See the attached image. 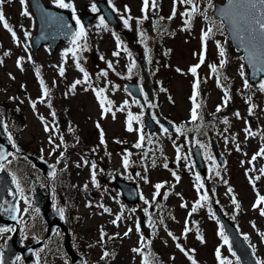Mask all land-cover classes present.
<instances>
[{"label":"rangeland","instance_id":"1","mask_svg":"<svg viewBox=\"0 0 264 264\" xmlns=\"http://www.w3.org/2000/svg\"><path fill=\"white\" fill-rule=\"evenodd\" d=\"M42 1L70 10L80 25L54 51L42 45L34 52L36 22L27 0L23 5L0 0V12L15 33L0 21V119L6 123L9 108L19 128L10 135L16 149L57 164L50 176L52 202L63 209L84 264H240L220 232L215 206L264 264V201L257 203L264 197V77L248 81L241 52L213 16L214 3L224 0H150L146 10L144 0H106L120 23L117 30L94 0H65L67 8ZM86 12L94 15L87 23ZM81 27L84 34L78 36ZM195 65L193 74L189 69ZM126 80L140 82L142 100L126 90ZM197 80L200 108L194 120L190 96ZM145 113L155 121L161 115L171 128L158 124L148 130ZM129 114L135 117L131 131ZM193 144L200 145L205 178L193 163ZM4 166L17 182L21 235L40 238L45 223L31 204L26 174L40 185L45 178L16 154ZM115 178L135 184V202L124 200ZM12 229H0V251ZM62 242L57 229L35 252L37 264H69ZM14 264L23 263L19 258Z\"/></svg>","mask_w":264,"mask_h":264},{"label":"water","instance_id":"2","mask_svg":"<svg viewBox=\"0 0 264 264\" xmlns=\"http://www.w3.org/2000/svg\"><path fill=\"white\" fill-rule=\"evenodd\" d=\"M32 13L37 22V29L32 36V46L36 50L40 44L48 43L50 49L54 50L59 41L68 42L74 34V23L70 12L61 10L54 6L46 5L42 0H28ZM100 13L115 27H118L116 18L105 0H96ZM234 11V0H225L223 3H215L214 15L223 19L224 27L227 30L229 39L232 45L242 51V59L244 60L247 68L249 69L248 78L255 82L260 77L264 76V63L257 57L258 49H254L249 43L248 34L241 32L238 29L234 30L230 23V16ZM93 15L87 13L83 16L85 21L91 20ZM243 37V42L241 41ZM128 89L139 96V88L135 83L126 82ZM148 116V115H146ZM166 127L170 128L171 124L161 117L158 118ZM64 120H61V127L63 128ZM146 125L149 129H154L156 124L152 122L149 117H145ZM214 151L217 147L212 141ZM13 149V144L9 137L2 131L0 127V164L7 157L9 150ZM264 150V147H263ZM264 153V151H263ZM24 154V153H22ZM26 158L32 162L34 167L39 168L42 173L48 178L50 173L54 170L55 165H48L44 160L30 155L24 154ZM193 158L196 166L202 175L206 174V168L202 160L200 149L197 145L193 146ZM220 159V158H218ZM31 179L34 183L35 189L32 194V204L37 207L41 217L45 220V235L40 240L26 239L21 240L18 230V194L14 184V179L10 174H7L4 169L0 171V227L4 228L7 225H15L12 234L5 241L4 249L1 252L0 264H13L19 253L23 264H36L33 250L43 245L44 239L51 235L57 226H59L64 233V248L70 256V264H83L82 258L74 251L70 244V236L68 229L64 223L63 217L60 215L57 208L52 207L50 198V187L47 183L44 188L38 187L33 177ZM116 184L123 191L124 196L133 201L137 197L135 186L123 181L122 179H115ZM44 189L46 191H44ZM8 190V194H7ZM218 214L222 220L223 226L229 235L231 244L241 259L243 264H257L254 259V254L251 248L246 244L244 239L239 236L236 228L225 218L217 209Z\"/></svg>","mask_w":264,"mask_h":264},{"label":"snow or ice","instance_id":"3","mask_svg":"<svg viewBox=\"0 0 264 264\" xmlns=\"http://www.w3.org/2000/svg\"><path fill=\"white\" fill-rule=\"evenodd\" d=\"M21 4L23 5L25 0H20ZM55 2L62 8L71 7L70 4L65 3V0H55ZM181 2H188V0H181ZM150 0H144V9L146 10L149 6ZM230 3H233V0H230ZM153 8H155V3L152 2L151 5ZM93 10L95 11V7H93ZM23 15H27L28 13L25 11L22 13ZM173 15H175V8L173 9ZM171 18V17H170ZM230 23L232 24L234 30L238 29L241 32H246L248 34L249 43L254 49H258L257 57L261 59V62L264 63V0H234V11L233 14L230 16ZM0 21L3 22V26L8 29V31L12 32V29L9 27L7 21L5 20V17L2 12H0ZM77 25H80V21H76ZM101 24H103V18H101ZM125 25H127V20H125ZM210 31V30H209ZM84 34L83 28L81 27L80 32L77 34L78 36H82ZM13 37H15V33L12 32ZM208 33H205L204 36L206 37ZM204 37H202L203 39ZM241 41L243 42V37H241ZM75 43V41H73ZM68 51L73 52V55H75V52L73 49H69ZM7 55V53H5ZM113 55H118V53H113ZM220 55L224 56V50L223 48L220 49ZM201 63L204 62V56L201 54L200 57ZM19 63V62H18ZM221 66H223L224 61L221 60ZM111 67V65H109ZM199 67V65H195L192 68L189 69L193 74L196 73V69ZM210 68L215 70L214 65H210ZM64 69L61 68L60 72L63 74ZM83 71V69H81ZM243 74V73H242ZM85 78H87V73H85ZM81 83V81L77 80L73 87H75L76 84ZM41 85L43 87V81H41ZM247 87V84L245 85ZM197 85H193V98L196 95V89ZM261 89L264 90V83L261 84ZM102 91V90H101ZM44 95H48L47 89H44ZM97 96H100V93H97ZM111 103L110 101L108 102ZM101 106H104V99H101ZM219 107L217 108V111H219ZM237 115H239L237 113ZM192 118L195 120L197 118L196 113V106L194 105V108L192 110ZM135 119V117H132L131 114H129V130L131 131V120ZM47 130V129H46ZM164 132H167L168 129L164 128ZM179 131V130H178ZM143 139V136H141V140ZM101 142H103V133H101ZM136 147H140V144L137 143ZM264 151V150H262ZM125 166H127V160H125ZM264 171V169H262ZM177 179H179L177 177ZM199 179V177L197 178ZM93 182H95V176L93 175ZM162 185L157 184L156 188L159 189ZM202 186V185H201ZM201 199L206 200V196H202ZM261 201H264V197H259L257 203L259 204ZM235 203V200L233 201ZM256 207V205H254ZM60 214L63 216V209H60ZM107 211V209H105ZM193 211H195V207L193 208ZM261 214L264 215V209H261ZM115 223V221H113ZM131 231V230H129ZM128 233L126 232L125 235ZM264 235V234H262ZM225 243H227V239L225 238ZM134 251H139L138 249H134ZM107 255V253H105ZM219 255V253H218ZM19 259V257H17ZM195 264V262H193ZM259 264V262H258Z\"/></svg>","mask_w":264,"mask_h":264}]
</instances>
